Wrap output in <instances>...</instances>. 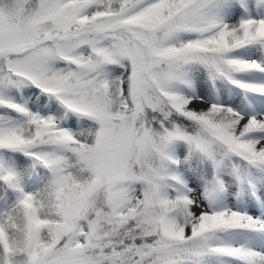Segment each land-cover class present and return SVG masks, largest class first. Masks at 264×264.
Masks as SVG:
<instances>
[{
  "label": "snow or ice",
  "instance_id": "obj_1",
  "mask_svg": "<svg viewBox=\"0 0 264 264\" xmlns=\"http://www.w3.org/2000/svg\"><path fill=\"white\" fill-rule=\"evenodd\" d=\"M0 264H264V0H0Z\"/></svg>",
  "mask_w": 264,
  "mask_h": 264
}]
</instances>
